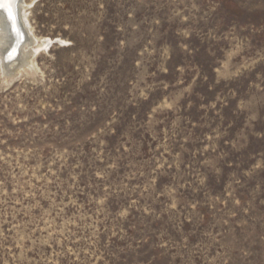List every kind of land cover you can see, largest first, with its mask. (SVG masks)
Instances as JSON below:
<instances>
[{"label":"rangeland","instance_id":"1","mask_svg":"<svg viewBox=\"0 0 264 264\" xmlns=\"http://www.w3.org/2000/svg\"><path fill=\"white\" fill-rule=\"evenodd\" d=\"M23 1L0 264H264V0Z\"/></svg>","mask_w":264,"mask_h":264},{"label":"bare ground","instance_id":"2","mask_svg":"<svg viewBox=\"0 0 264 264\" xmlns=\"http://www.w3.org/2000/svg\"><path fill=\"white\" fill-rule=\"evenodd\" d=\"M17 2L18 0H0V7L5 8V11H0V60L4 71L3 73L8 77L15 76L19 70L29 67L33 58L37 54L35 46L38 43V40L32 32L29 31V27L27 28V25H29L27 12L30 7L29 4L32 3L28 4V2L26 3L25 1L20 0L17 5ZM16 6L29 41L21 47L20 52L12 51L11 53L12 46H14V43L18 40V34L11 30L7 13L11 12L14 14ZM44 40V47H48L50 43H52V40Z\"/></svg>","mask_w":264,"mask_h":264},{"label":"water","instance_id":"3","mask_svg":"<svg viewBox=\"0 0 264 264\" xmlns=\"http://www.w3.org/2000/svg\"><path fill=\"white\" fill-rule=\"evenodd\" d=\"M20 0H18L17 5L19 4ZM0 11H5V8L0 7ZM6 13V12H5ZM7 18L10 21V26H11V30L14 33L18 34V40H16V42L14 43V46H12L11 49V53L12 51L14 52H20L21 47L29 41L26 32H25V28H23V23L20 20V14L18 11V8L16 6V8L14 9V14H12L11 12L7 13ZM14 17V19H13ZM16 45V47H15ZM10 53V55H11Z\"/></svg>","mask_w":264,"mask_h":264},{"label":"snow or ice","instance_id":"4","mask_svg":"<svg viewBox=\"0 0 264 264\" xmlns=\"http://www.w3.org/2000/svg\"><path fill=\"white\" fill-rule=\"evenodd\" d=\"M13 19H14V17H13Z\"/></svg>","mask_w":264,"mask_h":264}]
</instances>
